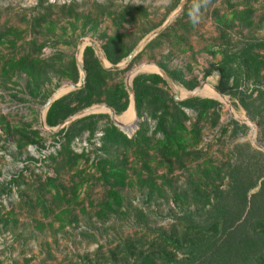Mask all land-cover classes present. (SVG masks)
I'll return each mask as SVG.
<instances>
[{"label": "rangeland", "instance_id": "rangeland-1", "mask_svg": "<svg viewBox=\"0 0 264 264\" xmlns=\"http://www.w3.org/2000/svg\"><path fill=\"white\" fill-rule=\"evenodd\" d=\"M182 2L0 0V264H170L167 256L180 255V246L162 237L182 240L187 222L181 217L202 210L210 183L221 184L227 164L237 161L235 146L247 144L264 156L257 121L264 120V111L261 102L253 105L257 94L247 100L262 111L254 121L237 96L216 90L215 70L224 53L264 39V0H194L185 4L184 16ZM111 36H120L128 56L137 53L130 62L127 56L117 64L120 74L108 86L121 83L127 92L135 76L159 73L163 66L180 71L192 88L168 78L170 84L161 87L169 98L178 91L180 101L200 98L219 104L202 118L184 110L185 150L178 157L168 156L158 144L156 121L134 113L128 92V109L121 115L110 117L109 106L98 103L56 127L46 125L47 103L75 91L70 88L75 83L61 75H72L73 61L76 67L83 63L82 50L89 42L105 59L102 47ZM28 56L44 62L37 85L13 64ZM262 84L249 81L241 89L249 95ZM92 115L108 117L97 123L92 137L85 131L66 147L60 131ZM146 118L151 147L143 155L119 153L115 164H124L123 184L111 187L98 170L106 158L104 127L110 123L131 138ZM241 127L247 130L235 135ZM32 133L38 138L27 142L24 135ZM110 189H119L118 196L110 197Z\"/></svg>", "mask_w": 264, "mask_h": 264}, {"label": "trees", "instance_id": "trees-1", "mask_svg": "<svg viewBox=\"0 0 264 264\" xmlns=\"http://www.w3.org/2000/svg\"><path fill=\"white\" fill-rule=\"evenodd\" d=\"M181 0H176V5ZM194 0H189L192 2ZM188 11L185 7L183 16ZM102 51L105 60L110 65H117L124 60L129 50L122 47L120 36H111L103 45ZM13 64L21 67L37 85L42 80L43 61L31 59L29 56L14 61ZM83 67L86 71L85 85L66 96L54 101L48 108L45 123L48 127H56L71 115L98 103L107 104L116 115L123 114L129 105L128 94L121 83L107 82L120 73L107 71L98 62L95 52L86 47L83 51ZM169 79L192 90L180 71H169L159 66ZM219 73V83L216 90L223 95L237 96L238 103L245 110L248 117L254 121L262 111L251 108L247 100L257 94L253 100L261 102L264 111V39L249 41L239 49L224 53L220 63L215 68ZM70 75H61L63 79L78 82V69L73 61L69 69ZM210 72L205 77L209 76ZM253 81L255 86L263 82L262 87H254L249 92L242 90L246 82ZM244 83V84H243ZM165 81L157 74L137 75L132 81L133 97L136 106V115L143 118L146 113L148 119L156 121L154 133H160L161 144L168 156H179L184 152L185 140L182 132H186L184 122L187 119L184 110L197 113L199 118L206 116L209 111L215 110L219 104L211 99L189 98L175 102L162 89ZM38 86H36L37 88ZM253 110H256L255 113ZM107 115H92L72 122L60 133L66 139V147L81 133L88 131L91 137L97 130V123ZM148 119H143L139 129L131 137L123 135L115 126L109 123L103 130L101 138L105 150V159L98 162V170L104 180L111 182L110 186L122 185L124 164L116 163L119 153L127 156L145 154L151 147L150 126ZM261 129V138L264 141V120H257ZM245 132L246 127L236 128ZM25 133V132H24ZM27 142L38 138L36 133L24 135ZM237 161L227 164L221 184L210 183L212 191L204 197L202 210L184 212L181 217L187 222L182 240L175 235L165 234L164 242L168 245L180 246V255L167 256L170 264H264V156L261 152L252 149L247 144L235 146ZM67 151V155H70ZM182 157H180L179 161ZM112 187V186H111ZM118 187V186H117ZM119 189L108 190L110 197H117ZM207 190V189H206ZM196 203L197 199H193ZM179 219V222H181ZM187 240V241H186ZM184 241V244L179 242ZM183 246V247H182ZM145 264H152L146 261Z\"/></svg>", "mask_w": 264, "mask_h": 264}, {"label": "water", "instance_id": "water-1", "mask_svg": "<svg viewBox=\"0 0 264 264\" xmlns=\"http://www.w3.org/2000/svg\"><path fill=\"white\" fill-rule=\"evenodd\" d=\"M187 2H188V0H183L182 5H181V8H180V11L183 10V8H184V6H185V4ZM174 19H175V16L172 17L171 19H169V21L167 22V24L164 27H162L159 32H161L162 30H164V28L166 26H168V24H170ZM84 42L85 41H83V40L80 41V43H81L80 44V47L84 44ZM87 46L90 47L95 52L96 58L98 59L99 63L101 64V66H103V68L105 70H107V71H119L122 68V65H110V64H108L106 62V60L103 58L102 54L100 53V49L97 47V45L94 42H89V44ZM83 50H82V52H83ZM82 52H79V54H82ZM135 53H137V52L135 51L131 55L128 56L126 63H128V62H130L132 60V58L135 56ZM104 62H106L109 65V67H106L105 64H104ZM148 65H150V64H148ZM77 69H78V71L80 72L81 75L79 77L78 84H70V88L72 90H79V89L83 88L84 85H85L86 71H85V69L83 67V63L82 62H79L78 61ZM156 74L159 75V76H161L164 81H166L167 83L170 84V81H169L168 77L166 76V74L162 70L159 69V73H156ZM127 92L132 95L133 110H134V113H136V106H135V101H134V97H133L132 86H130V85L128 86ZM178 98H179V92L178 91H175V96L173 98L174 101H180ZM52 103L51 102H48L47 105L45 106V109L47 110L51 106ZM105 108L106 109H109L111 111L110 117H112V118L115 117V112L112 109H110L109 107H105ZM116 125L118 127H120L119 124L116 123Z\"/></svg>", "mask_w": 264, "mask_h": 264}, {"label": "bare ground", "instance_id": "bare-ground-1", "mask_svg": "<svg viewBox=\"0 0 264 264\" xmlns=\"http://www.w3.org/2000/svg\"><path fill=\"white\" fill-rule=\"evenodd\" d=\"M150 69H155V70H157L156 68H154V67H149ZM158 73V72H157ZM211 91V90H210ZM214 93V92H213ZM214 95H215V93H214ZM214 95H213V97H214ZM218 97V96H217ZM215 98V97H214ZM132 119V118H131ZM124 124V123H123ZM122 124V125H123ZM248 124V123H247Z\"/></svg>", "mask_w": 264, "mask_h": 264}]
</instances>
